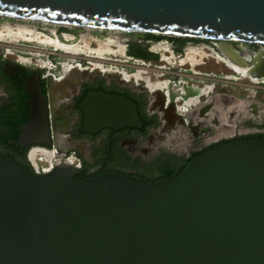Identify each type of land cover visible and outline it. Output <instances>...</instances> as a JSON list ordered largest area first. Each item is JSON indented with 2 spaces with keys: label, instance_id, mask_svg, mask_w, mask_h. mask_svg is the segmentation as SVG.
<instances>
[{
  "label": "water",
  "instance_id": "obj_1",
  "mask_svg": "<svg viewBox=\"0 0 264 264\" xmlns=\"http://www.w3.org/2000/svg\"><path fill=\"white\" fill-rule=\"evenodd\" d=\"M0 17L264 43V0H0ZM35 97L27 128L47 131ZM79 108L83 131L140 125L117 93L89 91ZM74 172L33 175L0 154V264H264L262 138L213 145L152 181Z\"/></svg>",
  "mask_w": 264,
  "mask_h": 264
},
{
  "label": "flooded vegetation",
  "instance_id": "obj_2",
  "mask_svg": "<svg viewBox=\"0 0 264 264\" xmlns=\"http://www.w3.org/2000/svg\"><path fill=\"white\" fill-rule=\"evenodd\" d=\"M63 28L53 32L60 40L70 34L71 42L77 41L84 32ZM101 31L100 38L109 35ZM120 37V51L94 56L108 55L92 63L77 55V66L69 68L64 64L70 57L52 46H41L33 60L24 47L28 41L0 44V154L33 175L40 173L30 153L39 149L53 160L51 170L65 165L75 170L73 178L107 171L149 181L178 174L213 145L264 139V43L129 31ZM96 43L92 41L93 48ZM197 47L220 58L195 57L191 63L189 48ZM221 47H229L231 56ZM209 60L213 69L206 66ZM239 79L244 84L240 89L232 84ZM99 90L131 100L140 125L81 130L79 102L87 92ZM34 95L45 105L47 131L27 128ZM69 155L78 160L76 167L62 163Z\"/></svg>",
  "mask_w": 264,
  "mask_h": 264
},
{
  "label": "bare ground",
  "instance_id": "obj_3",
  "mask_svg": "<svg viewBox=\"0 0 264 264\" xmlns=\"http://www.w3.org/2000/svg\"><path fill=\"white\" fill-rule=\"evenodd\" d=\"M40 22L42 23V25H45L47 23H51L52 25H59L47 21ZM84 29L85 33H81L77 41L68 42L66 39H71L73 37L70 34H63L64 40H60L56 35L50 36L42 31H38L33 28H27L24 26L13 27L7 25L6 23H3L0 28V39L9 38L12 40L20 39L26 41H36L39 43L50 45L55 49H60L70 55L84 54L100 57L104 53H116L117 51L121 50L122 39L119 35L121 31L109 30L110 36L106 37L104 40L97 39V47L93 48L90 45V39L93 38V36L89 34V30H91V27L84 26ZM113 45H115V48L113 47ZM208 55H213L215 58H220V56H218L216 53L212 51L206 52L203 49L201 50L199 47L189 48L187 58L189 59V61H191V63H194L196 58L199 59L202 57L203 59ZM225 60L227 61L228 59L226 58ZM72 66H77L74 57H70V59L64 64L65 68H69ZM234 68L236 69V72L240 73V75L243 76V74H245L244 69L238 68L237 66H235Z\"/></svg>",
  "mask_w": 264,
  "mask_h": 264
},
{
  "label": "rangeland",
  "instance_id": "obj_4",
  "mask_svg": "<svg viewBox=\"0 0 264 264\" xmlns=\"http://www.w3.org/2000/svg\"><path fill=\"white\" fill-rule=\"evenodd\" d=\"M3 23H6L7 25L13 26V27H15V26H24V27H27V28H33L35 30L42 31V32H44V33H46V34H48L50 36H53V32L55 30H58V28L63 27L61 25H52L51 23H47L45 25H42V23L38 22V21L19 20V19H14L13 20V19H10V18L0 17V28L3 25ZM68 28L74 29V28H79V27H68ZM52 30H53V32H52ZM82 33H85V29H84V32H82ZM89 34H94L95 35V36H93V38L90 39V45L91 46H92V41L95 40L96 42H98L97 39L98 40H104L106 37L110 36V33H109V35L106 36L105 38H100L101 36L99 34H103L101 30L100 31L99 30H89ZM72 39H73V37L71 39H66V40L71 42ZM18 40H20V39H18ZM18 40H12V39H9V38H2V39H0V44L5 45V46H16V45L20 46V43H22V42H19ZM23 41H26V40H23ZM37 43H39V42H36V41L29 42L28 41L24 45V47L26 48V51L29 53V56H31L33 60L37 59V57L42 53L41 52L42 51L41 48H43V47H41ZM39 44H44V43H39ZM44 45H47V44H44ZM96 47H97V43H96ZM60 51L63 52L62 50H60ZM63 53L68 55L69 57H74V58H76L77 55H83L85 58H88V59L92 60L90 63L95 62V59H98V60L100 59L99 61L101 62L102 59H104V57L108 56V55H104L103 58H94V56H92V55H84V54L70 55V54H67L65 52H63ZM58 56H65V55L59 54ZM207 57H211V56H207ZM207 57H204V58H207ZM204 58H203V60H204ZM89 66H91V64H89ZM206 66L207 67H211L213 69L214 68L213 61L209 60L208 61V65H206ZM242 82L243 81L239 79L238 83H232V84L233 85L235 84L237 86V88L240 89L241 86H244V84Z\"/></svg>",
  "mask_w": 264,
  "mask_h": 264
},
{
  "label": "built area",
  "instance_id": "obj_5",
  "mask_svg": "<svg viewBox=\"0 0 264 264\" xmlns=\"http://www.w3.org/2000/svg\"><path fill=\"white\" fill-rule=\"evenodd\" d=\"M30 157L33 166L38 171V173L41 174L51 170L53 160L47 155L45 151L39 149L32 150ZM62 163L76 167L78 165V160L75 157L69 155L62 159Z\"/></svg>",
  "mask_w": 264,
  "mask_h": 264
},
{
  "label": "trees",
  "instance_id": "obj_6",
  "mask_svg": "<svg viewBox=\"0 0 264 264\" xmlns=\"http://www.w3.org/2000/svg\"><path fill=\"white\" fill-rule=\"evenodd\" d=\"M61 30H65L63 27L60 28ZM171 177V176H170ZM149 181H152V180H149Z\"/></svg>",
  "mask_w": 264,
  "mask_h": 264
}]
</instances>
